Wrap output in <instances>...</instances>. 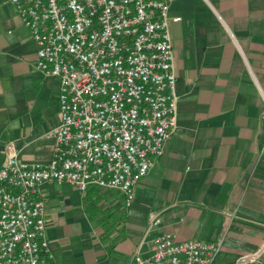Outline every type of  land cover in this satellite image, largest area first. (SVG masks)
Masks as SVG:
<instances>
[{
  "label": "crops",
  "instance_id": "obj_1",
  "mask_svg": "<svg viewBox=\"0 0 264 264\" xmlns=\"http://www.w3.org/2000/svg\"><path fill=\"white\" fill-rule=\"evenodd\" d=\"M170 16L181 18L170 22L178 128L130 207L118 189L42 183L57 264H129L159 232L221 242L219 263L264 244V0H170ZM36 59L31 31L0 0V166L9 143L23 162L52 158L59 80Z\"/></svg>",
  "mask_w": 264,
  "mask_h": 264
},
{
  "label": "built area",
  "instance_id": "obj_2",
  "mask_svg": "<svg viewBox=\"0 0 264 264\" xmlns=\"http://www.w3.org/2000/svg\"><path fill=\"white\" fill-rule=\"evenodd\" d=\"M37 44L35 67L59 80L53 155L27 163L13 143L0 166V264H57L41 185L118 189L126 207L178 128L170 0H11ZM160 222L153 218L151 225ZM129 264H261L264 244L219 263L221 242L156 233Z\"/></svg>",
  "mask_w": 264,
  "mask_h": 264
}]
</instances>
